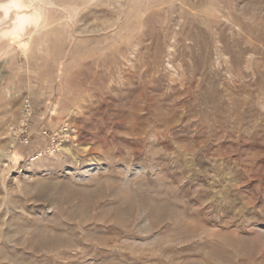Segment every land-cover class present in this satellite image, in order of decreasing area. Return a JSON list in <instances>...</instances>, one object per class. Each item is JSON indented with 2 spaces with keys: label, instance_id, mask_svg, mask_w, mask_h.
I'll return each instance as SVG.
<instances>
[{
  "label": "rangeland",
  "instance_id": "obj_1",
  "mask_svg": "<svg viewBox=\"0 0 264 264\" xmlns=\"http://www.w3.org/2000/svg\"><path fill=\"white\" fill-rule=\"evenodd\" d=\"M20 2L0 264H264V0Z\"/></svg>",
  "mask_w": 264,
  "mask_h": 264
},
{
  "label": "bare ground",
  "instance_id": "obj_2",
  "mask_svg": "<svg viewBox=\"0 0 264 264\" xmlns=\"http://www.w3.org/2000/svg\"><path fill=\"white\" fill-rule=\"evenodd\" d=\"M11 5H13V6H15V8L16 7H22V5H21V2H20V0H14V1H11L10 3H3V4H0V7L3 9V14H4V17H8V15H9V12H10V8H11ZM0 8V9H1ZM17 9V8H16ZM36 18V17H35ZM35 18H34V14H27V13H16L15 14V16L12 18L13 19V21H12V26L9 28V29H4L1 33H0V35L3 37H5V36H7V35H9L10 33H21L22 31H25V28H26V26L29 24V23H31L32 22V20H35ZM72 151V150H71ZM87 171V170H86ZM129 174V173H128ZM82 177V176H81ZM127 187V186H126ZM129 187V186H128ZM167 189V188H166ZM84 197V196H83ZM86 199V198H85ZM90 199H91V197H90ZM85 201V200H84ZM95 202V201H94ZM151 204V203H150ZM144 205V204H143ZM152 205V204H151ZM146 206V205H145ZM148 207V206H147ZM150 207V206H149ZM156 207H157V205H156ZM151 208V207H150ZM82 209V208H81ZM149 209V208H148ZM155 209V208H154ZM145 210V209H144ZM149 210H151V209H149ZM149 210H147V211H149ZM94 211V210H93ZM138 212H139V210H138ZM141 212V211H140ZM151 212V211H150ZM115 213V212H114ZM146 213V212H145ZM117 214H119V213H117ZM133 215H135V214H133ZM89 216V215H88ZM97 216V215H96ZM101 216V215H100ZM115 216V215H114ZM117 216V215H116ZM115 216V217H116ZM125 216H128V215H125ZM131 216H132V214H131ZM81 217V216H80ZM94 217V216H93ZM93 217H91V219L93 218ZM115 217H113L114 219H115ZM124 217V216H123ZM138 217V216H137ZM82 218H84L83 216H82ZM140 218V217H139ZM88 219V218H87ZM99 219V218H98ZM154 219V218H153ZM71 220V219H70ZM76 220H77V218H76ZM79 220V219H78ZM77 220V221H78ZM81 220V219H80ZM93 220V219H92ZM95 220V219H94ZM101 220V219H100ZM116 220V219H115ZM118 220V219H117ZM116 220V221H117ZM134 220V219H133ZM147 220V219H146ZM160 220V218H158V221ZM76 221V222H77ZM96 221V220H95ZM98 221V220H97ZM103 221V220H102ZM102 221H99V222H102ZM105 221V220H104ZM132 221V220H131ZM83 222V221H82ZM87 222V221H86ZM89 222V221H88ZM87 222V223H88ZM90 222H91V220H90ZM118 222V221H117ZM133 222V221H132ZM157 222V221H156ZM85 223V222H84ZM118 223H120V222H118ZM123 223V222H122ZM129 223H130V221H129ZM128 223V224H129ZM145 223V222H144ZM158 224L157 225H159V223L160 222H157ZM79 224H80V222H79ZM132 224V223H131ZM131 224H129V225H131ZM143 224V223H142ZM141 224V225H142ZM86 225V224H85ZM122 225V224H121ZM156 225V224H155ZM123 226V225H122ZM40 227V226H39ZM38 227V228H39ZM42 227V226H41ZM131 227H132V225H131ZM130 227V228H131ZM124 228V227H123ZM126 228V227H125ZM153 228V227H152ZM41 229V228H40ZM72 229H74V228H72ZM39 230V229H38ZM47 230V229H46ZM127 230V229H126ZM129 230V229H128ZM150 230V232H152L151 231V229H149ZM148 230V231H149ZM153 230V229H152ZM37 231V230H36ZM37 232H39V231H37ZM103 232V231H102ZM106 233V232H105ZM157 234H158V232H156ZM180 233H182V232H180ZM184 233V232H183ZM42 234V233H41ZM96 234V233H95ZM98 234V233H97ZM96 234V235H97ZM102 235V234H101ZM50 236V235H49ZM52 236V235H51ZM50 236V237H51ZM152 236V235H151ZM157 236V235H156ZM118 237V236H117ZM122 237V236H121ZM153 237V236H152ZM169 237V236H168ZM60 238V237H59ZM106 238H108V236L106 237ZM115 238V237H114ZM155 238V237H154ZM159 238V237H158ZM158 238H157V240H158ZM62 239H63V237H62ZM88 239V238H87ZM109 239H110V237H109ZM112 239V238H111ZM120 239V238H119ZM73 240V239H72ZM85 240V239H84ZM131 240V239H130ZM136 240V239H135ZM151 240H152V238H151ZM105 241V240H104ZM142 241V240H141ZM74 242V241H73ZM93 242H96V240L95 241H93ZM114 242H115V240H114ZM121 242V241H120ZM119 242V243H120ZM140 242V241H139ZM144 243L146 242V240L145 241H143ZM62 243H63V240H62ZM79 243V242H78ZM100 243V242H99ZM108 243V242H107ZM143 243V244H144ZM97 244H98V242H97ZM101 244V243H100ZM99 244V245H100ZM109 244V243H108ZM126 244V243H125ZM133 244V243H132ZM155 244V243H154ZM102 245V244H101ZM127 245H131V244H127ZM140 245V244H139ZM69 246H73V245H69ZM103 246V245H102ZM44 247V246H43Z\"/></svg>",
  "mask_w": 264,
  "mask_h": 264
},
{
  "label": "built area",
  "instance_id": "obj_3",
  "mask_svg": "<svg viewBox=\"0 0 264 264\" xmlns=\"http://www.w3.org/2000/svg\"><path fill=\"white\" fill-rule=\"evenodd\" d=\"M25 107V111H29V103L26 101L24 104ZM25 142H27V139L25 140Z\"/></svg>",
  "mask_w": 264,
  "mask_h": 264
}]
</instances>
